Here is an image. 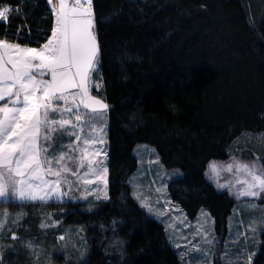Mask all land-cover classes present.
<instances>
[{
  "label": "trees",
  "instance_id": "16d2710c",
  "mask_svg": "<svg viewBox=\"0 0 264 264\" xmlns=\"http://www.w3.org/2000/svg\"><path fill=\"white\" fill-rule=\"evenodd\" d=\"M0 5L21 9L0 23V39L40 47L51 35L48 0ZM92 11L99 71L91 77L102 86L89 92L109 104L108 199L93 210L71 201L50 207L56 219L84 226L82 264H182L164 225L132 197V151L148 143L165 167L180 168L172 199L189 214L208 208L225 233L233 200L205 172L228 157L237 136L264 131V0H92ZM34 213L21 237H37ZM261 236L253 264H264ZM25 251L7 252V264H26Z\"/></svg>",
  "mask_w": 264,
  "mask_h": 264
},
{
  "label": "rangeland",
  "instance_id": "374dc122",
  "mask_svg": "<svg viewBox=\"0 0 264 264\" xmlns=\"http://www.w3.org/2000/svg\"><path fill=\"white\" fill-rule=\"evenodd\" d=\"M69 6H73L72 0H69ZM74 79L79 82L78 76ZM101 86L100 76L92 78L90 75L86 84L87 93L77 87H69L64 93L67 104L61 101L59 106L74 107L79 104L82 116L80 122L74 120V115H50V119H72L76 124L75 128L67 127L53 133L49 149V156L53 154V149L56 155L61 151L69 153L76 163L65 158L61 164L64 169L71 171L61 169L53 161V171L59 170V176L46 174L43 169L38 174L39 179L26 174L19 178L26 181L24 185L17 183L13 188L8 183V194L0 196V264H7V252L19 250H26V264H82L88 258L84 226L56 219L54 213L58 210L53 211L50 206L64 201L85 202L86 210H93L97 201L108 199L109 104L102 96L89 92L91 88L100 91ZM81 100L89 105L88 109L80 104ZM94 100L108 107L102 109L100 121L85 123L88 119L84 115L86 112L91 108L100 109ZM0 104L3 106L4 102ZM9 107L13 105L9 104ZM72 132H75V136L70 135ZM76 136L81 141L77 143L76 151L72 152L67 146L73 143ZM83 141H87V144ZM81 150H84L83 155ZM132 154L137 159L136 169L127 178L132 197L148 216L164 225L167 241L182 264H253L264 230V192L255 197L240 195L248 190V184L242 181L251 183V177L243 171H237L235 162L257 161L259 165H264V131L245 132L237 136L228 157L212 161L211 164H216L215 171L210 169L209 164L205 172L208 180L233 200L223 235L217 230L208 208L201 207L189 214L179 202L172 199L169 184L183 176L180 168L165 167L156 148L148 143H136ZM81 160L84 161L83 166H80ZM100 160H104V165L98 167L97 161ZM230 164L234 165L231 171L228 170ZM105 167L106 172L103 170ZM28 184L32 185L34 194L45 199H20L19 190H27ZM105 195L107 199H104ZM29 212L40 214L37 217L38 235L35 238H24L19 234L21 229H31L35 218L27 222L25 218Z\"/></svg>",
  "mask_w": 264,
  "mask_h": 264
},
{
  "label": "snow or ice",
  "instance_id": "6c2138e0",
  "mask_svg": "<svg viewBox=\"0 0 264 264\" xmlns=\"http://www.w3.org/2000/svg\"><path fill=\"white\" fill-rule=\"evenodd\" d=\"M48 4L55 20L51 36L43 45L28 47L0 39V102H4L0 106V196L8 194V183L13 188L17 183L24 185L26 181L19 178L26 174L39 179L38 174L43 169L46 174L59 176V170L53 171V161L61 169H64L61 162L65 158L76 163L69 153L63 151L56 155L53 149V154L49 156L52 134L67 127H76L72 119L54 120L50 119V115L69 114L74 115L77 122L82 120L79 104L74 107L59 105L61 101L67 104L64 93L69 87L82 88L87 93L86 84L91 73L98 72L99 45L95 33V16L92 0H72V7H69V0H56V3L48 0ZM13 12L19 14L21 9L0 5V23H7ZM45 75L51 79H43ZM76 76L79 77L78 83L74 79ZM94 103L100 105V109L91 108L86 112L84 115L88 119L85 123L100 121L102 109L108 107L99 100H94ZM9 104L13 107H9ZM80 104H84L83 100ZM84 107L88 109L89 105L84 104ZM70 135L75 136V132ZM80 141L81 138L76 136L67 147L75 152ZM83 143L87 144V141ZM83 152L81 150V155ZM83 163L81 160L80 166ZM102 165L104 160L97 161L98 167ZM233 166L228 165V170L231 171ZM209 167L215 171L216 164ZM235 167L237 171H243L251 177V183L242 181L248 184V190L240 195L255 197L264 192V165H259L257 161H236ZM103 170L106 172V167ZM19 198L45 199L34 194L31 184L27 185V190H19ZM104 199H107L106 195Z\"/></svg>",
  "mask_w": 264,
  "mask_h": 264
},
{
  "label": "crops",
  "instance_id": "0c3cea01",
  "mask_svg": "<svg viewBox=\"0 0 264 264\" xmlns=\"http://www.w3.org/2000/svg\"><path fill=\"white\" fill-rule=\"evenodd\" d=\"M53 3H54V0H53ZM70 7V6H69ZM72 7V6H71ZM10 42V41H9ZM11 43H15V42H11ZM38 48V47H36ZM5 59H7V56L5 57ZM72 72L74 73L75 72V69L72 70ZM47 75H45L44 77H46ZM75 78V77H74Z\"/></svg>",
  "mask_w": 264,
  "mask_h": 264
}]
</instances>
